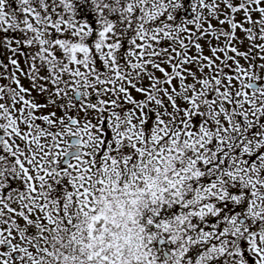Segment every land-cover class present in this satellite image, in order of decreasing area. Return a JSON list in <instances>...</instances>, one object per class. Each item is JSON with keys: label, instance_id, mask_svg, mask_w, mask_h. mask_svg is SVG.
Returning <instances> with one entry per match:
<instances>
[{"label": "snow or ice", "instance_id": "snow-or-ice-1", "mask_svg": "<svg viewBox=\"0 0 264 264\" xmlns=\"http://www.w3.org/2000/svg\"><path fill=\"white\" fill-rule=\"evenodd\" d=\"M0 264H264V0H0Z\"/></svg>", "mask_w": 264, "mask_h": 264}]
</instances>
